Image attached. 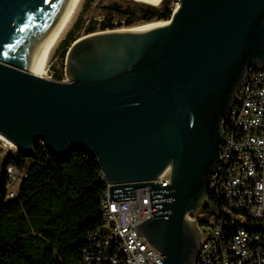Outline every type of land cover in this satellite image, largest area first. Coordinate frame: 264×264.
<instances>
[{
  "label": "water",
  "instance_id": "1",
  "mask_svg": "<svg viewBox=\"0 0 264 264\" xmlns=\"http://www.w3.org/2000/svg\"><path fill=\"white\" fill-rule=\"evenodd\" d=\"M80 1L0 0V135L26 155L41 141L62 160L95 157L112 200L165 191L139 232L163 264H196L202 236L190 215L210 201L246 74L264 67V0H178L148 30L75 40L67 82L32 74ZM167 170V186L154 182Z\"/></svg>",
  "mask_w": 264,
  "mask_h": 264
},
{
  "label": "built area",
  "instance_id": "2",
  "mask_svg": "<svg viewBox=\"0 0 264 264\" xmlns=\"http://www.w3.org/2000/svg\"><path fill=\"white\" fill-rule=\"evenodd\" d=\"M7 172V196L15 199L26 174L13 166ZM19 172L23 176L14 189ZM169 177L167 170L154 182L165 187ZM102 178L104 181V175ZM164 192L151 187L127 188L118 200H112L107 184L101 199L105 224L89 235L81 264H163L164 257L143 238L138 227L158 212L166 200ZM209 193V209L190 215L202 236L196 264L264 261V67L250 68L239 89L225 125ZM205 217L207 224L203 223ZM232 224L241 225L232 230Z\"/></svg>",
  "mask_w": 264,
  "mask_h": 264
},
{
  "label": "trees",
  "instance_id": "3",
  "mask_svg": "<svg viewBox=\"0 0 264 264\" xmlns=\"http://www.w3.org/2000/svg\"><path fill=\"white\" fill-rule=\"evenodd\" d=\"M110 10L119 19H104L100 23L104 31L123 24L168 21L173 13L168 0L161 8L115 3ZM97 25L89 26L87 33ZM77 39L69 32L58 50L66 55ZM9 166L26 174L15 199L7 196ZM102 177L95 157L77 152L62 160L41 141L31 155L19 151L11 155L0 174V264H81L89 235L105 224L101 199L107 183ZM239 225L232 224L231 229Z\"/></svg>",
  "mask_w": 264,
  "mask_h": 264
},
{
  "label": "rangeland",
  "instance_id": "4",
  "mask_svg": "<svg viewBox=\"0 0 264 264\" xmlns=\"http://www.w3.org/2000/svg\"><path fill=\"white\" fill-rule=\"evenodd\" d=\"M168 1H169V7L172 9L173 12L178 4V1L177 0H168ZM115 3H119L123 5H128V4L151 5L150 2H138L135 0H90L88 3H86V1L83 0L73 23L67 29L64 36L57 45L56 49L54 50L48 64L47 73L44 76V78L59 82L68 81V77L66 75V55H64V50L62 49L58 50L60 43L65 39V37L69 32H72V34L76 38H80L87 35L88 34L87 28L89 26H92L94 23H98L96 30L94 32L104 31L101 29L100 26V23H102L104 19L112 18L115 21L119 19V16L117 14L111 13L110 10V6ZM162 6H163V2L155 7L161 8ZM164 21L165 20L154 21L151 23H135L131 26H127L126 24H123V26H120L116 29H134L137 27L146 26ZM16 151L17 148L14 145L12 144L10 145L6 141L0 139V174L4 171L5 161ZM22 172L18 173V179L14 185V189H17L20 184V179L23 176Z\"/></svg>",
  "mask_w": 264,
  "mask_h": 264
},
{
  "label": "bare ground",
  "instance_id": "5",
  "mask_svg": "<svg viewBox=\"0 0 264 264\" xmlns=\"http://www.w3.org/2000/svg\"><path fill=\"white\" fill-rule=\"evenodd\" d=\"M138 2H150L151 5L154 6H158L160 5L164 0H135ZM83 0H81L78 4V6L76 7V9L74 10V12L72 13L67 25L64 27V29L58 34V36L52 41L51 45L49 46V48L47 49V51L45 52V54L43 55V57L40 59V61L38 62V64L35 66V68L32 70V74L37 75L39 77H44L47 73V69H48V64L50 61V58L54 52V50L56 49L57 45L59 44L60 40L62 39V37L64 36L65 32L67 31V29L71 26V24L73 23L79 8L82 4ZM163 23H154V24H150V25H146V26H141V27H137L134 28L132 30L134 31H145L148 30L152 27H155L157 25H160ZM0 139L6 141L7 143H9L10 145L12 144L10 141H8L5 137H3L2 135H0ZM13 145V144H12Z\"/></svg>",
  "mask_w": 264,
  "mask_h": 264
}]
</instances>
